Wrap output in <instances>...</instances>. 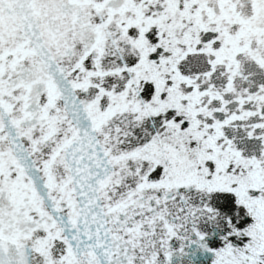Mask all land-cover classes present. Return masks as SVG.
Here are the masks:
<instances>
[{
  "label": "snow or ice",
  "instance_id": "6c2138e0",
  "mask_svg": "<svg viewBox=\"0 0 264 264\" xmlns=\"http://www.w3.org/2000/svg\"><path fill=\"white\" fill-rule=\"evenodd\" d=\"M0 264H264V0H0Z\"/></svg>",
  "mask_w": 264,
  "mask_h": 264
}]
</instances>
